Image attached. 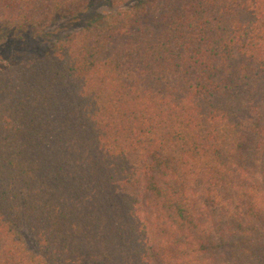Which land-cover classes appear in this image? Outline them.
<instances>
[{"label":"trees","instance_id":"trees-1","mask_svg":"<svg viewBox=\"0 0 264 264\" xmlns=\"http://www.w3.org/2000/svg\"><path fill=\"white\" fill-rule=\"evenodd\" d=\"M93 1L0 0V264H264V0Z\"/></svg>","mask_w":264,"mask_h":264},{"label":"rangeland","instance_id":"rangeland-1","mask_svg":"<svg viewBox=\"0 0 264 264\" xmlns=\"http://www.w3.org/2000/svg\"><path fill=\"white\" fill-rule=\"evenodd\" d=\"M114 13L109 0H94L93 3L78 17V19H61L50 27L49 36L46 39H40L35 43H24L22 49H28L35 53H42L53 48L59 43H63L64 39L75 31L82 30L94 25H101ZM9 41V40H7ZM6 41V42H7ZM21 49V50H22ZM0 54V70L8 65L10 59V51L1 50Z\"/></svg>","mask_w":264,"mask_h":264}]
</instances>
